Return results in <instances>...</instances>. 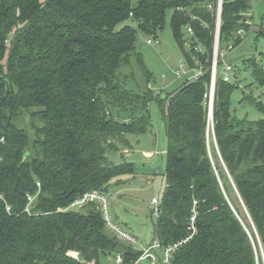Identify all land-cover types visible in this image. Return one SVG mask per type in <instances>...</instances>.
I'll list each match as a JSON object with an SVG mask.
<instances>
[{
	"label": "trees",
	"instance_id": "trees-1",
	"mask_svg": "<svg viewBox=\"0 0 264 264\" xmlns=\"http://www.w3.org/2000/svg\"><path fill=\"white\" fill-rule=\"evenodd\" d=\"M216 5L0 0V264H110L118 254L135 264L141 257L142 249L107 227L98 202L71 204L88 191L107 193L115 177L135 175V163H111L107 153L120 149L117 140L128 145L127 134L151 128L150 102L160 97L149 85L126 88L121 68L134 54L151 81L137 52L138 29L157 35L168 10L185 63L203 74L159 102L168 146L156 237L163 246L187 239L169 264H264V117L233 113L236 74L235 82L217 78L208 135ZM250 8V0H223L219 60L249 28L242 13ZM129 19L137 27L117 28ZM257 37L264 38V20ZM248 62L264 86L262 67ZM251 102L264 114L262 100Z\"/></svg>",
	"mask_w": 264,
	"mask_h": 264
},
{
	"label": "rangeland",
	"instance_id": "rangeland-1",
	"mask_svg": "<svg viewBox=\"0 0 264 264\" xmlns=\"http://www.w3.org/2000/svg\"><path fill=\"white\" fill-rule=\"evenodd\" d=\"M249 10L253 12L254 25L250 32L241 34V41L233 45L234 48L226 60L231 62L235 72L234 76L230 74L231 81L235 82V74L238 80L231 94L233 113L239 118L247 117L257 120L263 118L264 114L259 112L251 101L257 99L264 103V86L254 79L253 67L248 61L254 58L264 70V38L257 37V29L264 20V0H254L253 3L251 1ZM172 15L173 11L168 10L164 27L158 31L157 35H147L138 29L137 52L142 54L146 67L152 72L151 81L149 83L146 81L145 74L134 54L131 56L130 63L121 68L123 73L121 76L124 78L126 88L146 91L149 85L157 97H160V101L165 99L168 93L180 88L187 80L202 74L198 68L192 69L185 63L182 49L172 32ZM124 24L137 27V23L129 19L120 23L117 28ZM183 32L186 35L185 27ZM148 39L155 41L148 43ZM178 71L181 76L177 75ZM160 101L154 98L150 102L152 125L147 132L127 134L128 145L120 144L122 142L117 140L116 145L120 149L109 150L107 153L111 163L133 162L137 167L135 175L126 174L113 178L107 192V207L113 222L137 238V242L133 244L137 249L147 247L157 239L155 223L158 214L151 201L153 197L162 200L166 188L168 139ZM29 121L31 117L27 115L26 122ZM208 135L210 137L214 135L212 118L208 125ZM144 150H152L155 155L148 157ZM114 258L110 264H117Z\"/></svg>",
	"mask_w": 264,
	"mask_h": 264
},
{
	"label": "built area",
	"instance_id": "built-area-1",
	"mask_svg": "<svg viewBox=\"0 0 264 264\" xmlns=\"http://www.w3.org/2000/svg\"><path fill=\"white\" fill-rule=\"evenodd\" d=\"M252 3L254 0H251ZM208 6L214 9V5L212 2L208 3ZM222 6H223V0H217V5L215 6V11H216V29H215V45H214V61L213 65L211 68V75H212V81L210 85V90L208 93L205 94L206 97L209 98L210 101H212L214 94H215V86H216V80L218 76H222L226 81H231L230 79V74L231 76H234L233 73V66L230 62L226 60V57L230 54L232 49L234 48L232 45H229L228 48H226L224 51L221 53V59L219 60V42H218V47L216 48V41H219L220 37V28H221V16H222ZM251 9V8H250ZM243 15L247 16L246 20H244L248 25L249 28L246 30L244 28L240 29L238 32L240 34H243L245 32H250L252 29V26L254 25L253 22V12L251 10L242 13ZM187 33L189 35L193 34V29L191 26H188L187 28ZM155 40L153 39H148V43H153ZM219 61H223V65L219 67ZM202 73V72H201ZM203 74V73H202ZM201 74V75H202ZM178 76H181V73L178 71L177 72ZM199 75V76H201ZM197 76V77H199ZM197 77L191 79L194 80ZM90 202H98L100 205V208L102 210L104 219L106 221V225L109 229L114 231L116 234H118L120 237L128 241L129 243L135 244L137 242V238L133 236L131 233L128 231L122 229L119 225L113 222L112 216L110 215L108 211V195L107 193H103L98 190H92L84 193L82 196L78 197L72 204L71 207L78 209L82 207L83 205L90 203ZM151 203L156 207L155 211L158 214V217L161 213V200L157 197H153ZM195 217H192V221H194ZM192 229L195 232V227L192 223ZM157 238V237H156ZM189 238V237H188ZM187 239L180 241L176 244L168 245V246H163L160 242V240L157 238L156 241L153 244H150L149 246L145 247L143 246L142 248V255L141 257L135 262V264H157L159 261L161 264H169L171 261V258L173 256L174 251L178 248L179 245H181L183 242H185ZM71 256H73L76 259L79 258V253L78 252H70L69 253ZM116 262L117 264H124L123 263V257L121 254H118L116 257ZM85 264H95L94 261H85ZM129 264V263H125Z\"/></svg>",
	"mask_w": 264,
	"mask_h": 264
},
{
	"label": "water",
	"instance_id": "water-1",
	"mask_svg": "<svg viewBox=\"0 0 264 264\" xmlns=\"http://www.w3.org/2000/svg\"><path fill=\"white\" fill-rule=\"evenodd\" d=\"M218 42L219 41H216V48L218 47ZM213 108H214V97H213L212 101H210V116H209V119L212 118V120H213Z\"/></svg>",
	"mask_w": 264,
	"mask_h": 264
},
{
	"label": "crops",
	"instance_id": "crops-1",
	"mask_svg": "<svg viewBox=\"0 0 264 264\" xmlns=\"http://www.w3.org/2000/svg\"><path fill=\"white\" fill-rule=\"evenodd\" d=\"M144 152H145V155H147L148 157H152L155 155L154 151L152 150H144Z\"/></svg>",
	"mask_w": 264,
	"mask_h": 264
}]
</instances>
